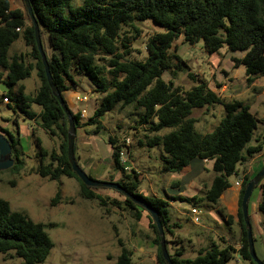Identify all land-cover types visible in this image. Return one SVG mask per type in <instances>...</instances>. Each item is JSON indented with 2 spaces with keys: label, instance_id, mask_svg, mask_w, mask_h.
<instances>
[{
  "label": "trees",
  "instance_id": "1",
  "mask_svg": "<svg viewBox=\"0 0 264 264\" xmlns=\"http://www.w3.org/2000/svg\"><path fill=\"white\" fill-rule=\"evenodd\" d=\"M28 1L38 22L41 40L44 33L48 35L52 54H47L42 40L43 50L53 84L65 103L64 93L76 92L78 78L84 76L92 92L102 96L100 106L97 99L90 100L87 110L92 114L86 125H97V131H100V120L107 113L131 106L137 112L142 110L138 124L149 125L147 146L162 147L165 153L162 155L164 173L183 177L182 181L174 184L179 192L184 190L189 179L203 172L206 163L212 162L215 177L211 186L203 198L195 197L194 201L218 205L223 193L231 187L229 178L237 175V166L246 164L264 151V145L261 144L248 146L258 128V121L247 104L240 100L224 101L204 82L184 91L172 82L163 80L164 73L174 67L173 58L176 56H171L170 51L181 37L189 45L203 40L209 54L219 53L224 48L237 54L232 56V62L235 68L244 67L248 85L264 77V0ZM147 20L163 27L166 32L148 39V57L145 61L131 60L132 43L142 33L138 24ZM21 35L31 52L28 55L17 53L10 56V48ZM33 71H36L40 85L33 94H27L22 82L31 78ZM1 82L8 89L3 94V100L9 101L6 104L8 108L19 111L27 120L60 142L59 153H49L42 147L41 140L36 136V128L32 126V135L40 149L37 156L40 161L35 173L50 180L58 181L62 177L76 179L83 199L98 201L101 207L105 206L106 200L96 194L94 188L84 185L68 162L69 123L48 83L36 45L34 25L27 9H12L8 0H0ZM213 105L224 108V117L213 132L200 134L195 130L198 121L193 113ZM33 106H38L40 113L34 111ZM71 114L78 129L82 121L81 114L72 111ZM154 119L158 123H153ZM164 129L171 131L159 135ZM1 132L12 145L15 164L11 171L19 173L25 168L21 131L18 130L17 136L2 128ZM110 143L113 146V167L123 175L120 184L159 213L166 237L172 234V228L179 226L170 225V203L155 196L140 194L139 174L134 170L131 173L126 171L120 162L121 147L115 138H110ZM140 144L144 145L142 141ZM123 145L126 146L125 142ZM242 180L238 214L241 248L237 250L223 240L213 241L200 249L195 259H186L182 247L173 255L169 253L173 264H227L235 253L244 261L255 264L250 255L241 209L245 188L252 178L244 174ZM257 188L261 191L259 211L264 214V179ZM61 196L62 192L59 191L54 202L58 203ZM110 201L123 210L133 212L137 221L145 211L127 198L122 203ZM219 213L225 217L224 210ZM48 227L54 225L36 223L27 215L13 211L9 202L0 199V254L20 258L23 264L44 263L54 247L46 231ZM151 229L154 233L153 244L157 247L158 264H168L162 255L161 237L155 223L151 224ZM252 234L254 239L253 231ZM165 240L168 250V244L173 242L167 238ZM132 258L133 252L122 247L116 264H133Z\"/></svg>",
  "mask_w": 264,
  "mask_h": 264
},
{
  "label": "rangeland",
  "instance_id": "2",
  "mask_svg": "<svg viewBox=\"0 0 264 264\" xmlns=\"http://www.w3.org/2000/svg\"><path fill=\"white\" fill-rule=\"evenodd\" d=\"M8 1L12 9H26L22 0ZM138 27L142 33L133 41V52L129 59L145 61L148 57L146 50L148 39L155 34L165 33L166 30L151 20L139 23ZM42 40L47 54L51 55L52 49L46 33L42 35ZM30 52L31 48L26 46L21 35L10 48L9 55L17 53L28 55ZM170 54L176 56L173 58L174 67L164 73V81L172 82L175 87H181L184 91H189L204 82L224 101L244 102L258 121V128L248 146L264 145V77L248 85L244 67L235 68L232 62V56L237 54L229 52L227 48L219 53L209 54L203 40L195 45H189L181 37L175 42ZM78 79L76 93L81 97L87 96L90 100L97 99L100 106L102 96L92 92L86 77L81 76ZM22 84L25 85L27 94H33L40 85L36 71H33L31 78ZM7 90L1 82L0 133L2 128L17 136L18 130L24 133L29 126H34L42 147L49 153L53 151L59 153L60 142L57 138L50 137L19 111L8 108L2 102L3 94ZM72 94V91L64 94L67 103ZM77 106L82 107L81 104ZM33 110L40 108L33 106ZM91 114L88 112V116L76 129L74 151L78 165L94 180L120 183L123 175L113 167L112 161L113 146L110 138H115L122 153L128 157L126 164L128 173L134 170L139 174L140 194L147 197L155 196L171 204L170 225L179 226L172 228L173 233L165 236L173 242L168 244L171 255L183 247L184 257L195 259L200 249L213 241L220 242V237L235 243V229L222 222L217 212L211 213L210 208L214 205L206 201H194L195 197H203L205 189L211 185L215 177L212 162L206 163L203 172L189 179L188 184L184 185V190L179 192L174 188V184L182 181L183 177L164 173L162 155L165 153L162 147L147 146L149 125L138 124L143 114L142 110L137 112L131 106L109 112L100 120L102 123L100 131H97V125H86ZM193 117L198 121L195 130L200 134H208L220 124L224 117V108L221 105L205 107L196 110ZM153 123H158V120L154 119ZM170 131L164 129L159 135H166ZM30 138L29 140L26 133L25 141L22 142L24 170L19 173L11 169L0 172V199L9 202L13 211L27 215L36 223L54 225L46 228L54 247L49 258L42 264H116L122 247L133 252V264H158L157 247L153 244L154 233L151 229L154 221L148 211L145 210L142 218L137 221L133 212L112 204L110 200H117L120 203L125 200V196L116 190L94 188V192L107 202L101 207L98 201L85 200L80 196V184L76 179L62 177L57 181L38 176L34 170L39 165L40 160L37 156L40 149L31 132ZM141 141L144 145L140 144ZM124 142L126 146L123 145ZM258 160L253 158L244 165L239 164L237 175L231 176L229 182L234 184L242 180L244 174L253 179L264 167V159ZM259 190L255 189L251 205ZM59 191L62 192V196L60 201L55 203L54 199ZM193 210L199 213L194 214ZM249 216L254 225L253 233L259 231L262 236L264 250V214L259 211L254 213L250 209ZM257 251H260L259 244L255 249L256 254ZM258 258L264 261L259 256ZM0 264H23V261L17 257L0 254ZM227 264L250 263L235 253Z\"/></svg>",
  "mask_w": 264,
  "mask_h": 264
},
{
  "label": "water",
  "instance_id": "3",
  "mask_svg": "<svg viewBox=\"0 0 264 264\" xmlns=\"http://www.w3.org/2000/svg\"><path fill=\"white\" fill-rule=\"evenodd\" d=\"M25 6L28 12L29 17L31 18V21L34 25L35 28V38H36V45L38 48V51L41 55L42 63L44 65L45 71H46V76L48 83L52 89L53 95L55 98L58 100L59 104L61 105L64 113L67 116L68 123H69V129H68V162L72 168V170L75 172V174L78 176V178L81 180V182L86 185L87 187L90 188H108V189H113L121 193L125 198L129 199L131 202L135 203L136 205L140 206L144 210L148 211L158 229V232L161 237V251L162 255L165 259V261L168 264H173L171 261V257L169 255V252L167 250V245H166V240H165V233H164V228L163 224L161 221V218L159 216V213L146 205L144 202L138 200L134 195L130 194L127 192L124 187L120 183H113V182H100L97 180H94L90 176H88L78 165L76 157H75V151H74V144H75V137H76V125L74 118L71 114V111L67 104L65 103V100L58 90V88L53 84V79L49 70V66L47 63V58L43 50V44L41 40V35H40V29L38 22L36 21L32 9L30 7L29 1L24 0ZM12 145L9 140V138L0 133V172L7 171L11 169L14 164H15V159L12 158ZM264 179V167L256 175L247 185L244 191L242 203H241V209H242V214L244 218V223L247 228V235H248V243H249V251L252 260L254 261L255 264H264L263 261H261L256 252H255V246H254V239H253V234H252V225L250 222L249 218V202L250 199L253 195V192L255 188L261 183V181Z\"/></svg>",
  "mask_w": 264,
  "mask_h": 264
},
{
  "label": "crops",
  "instance_id": "4",
  "mask_svg": "<svg viewBox=\"0 0 264 264\" xmlns=\"http://www.w3.org/2000/svg\"><path fill=\"white\" fill-rule=\"evenodd\" d=\"M232 59V58H231ZM241 68V67H239ZM67 93H70V92H66ZM72 96L69 97V102L67 103L69 108L72 109V110H75L74 113H79L81 110L83 109H88V104L89 102L86 104V103H79L76 101V97L79 96L76 92H72ZM65 94V93H64ZM67 100V98H65ZM223 99V98H222ZM67 102V101H66ZM232 102V101H231ZM78 104H81L82 107L78 108ZM37 113H40V110H36ZM88 112V110H87ZM87 116H88V113H87ZM86 116V117H87ZM82 119V118H81ZM85 119V118H83ZM82 119V120H83ZM82 122V121H81ZM32 129L33 127L32 126H29L26 130V132H22L21 131V134H22V142L25 141V137H26V133L28 135V139L30 138V132L32 133ZM31 139V138H30ZM29 139V140H30ZM24 148V147H23ZM262 160L264 159V152L256 155L254 157V160ZM259 161V160H258ZM241 183L243 180H239ZM237 182V181H236ZM235 182V183H236ZM235 183L234 184H231V187L226 190L223 195L221 196L220 198V201H219V204L218 205H214L213 207H211V213H215L217 212L219 214V216L221 217L222 219V222H224L225 224H228L231 226L232 229H235V240L234 242L235 243H232L231 241H229L228 239H226L225 237H220V241H225L227 244L229 245H232L234 246L237 250H239L241 248V243H240V238H241V228H240V225H239V218H238V214H239V202H240V192H241V188H242V185L241 187H236L235 186ZM211 186V185H210ZM207 187V189H205L204 191V194L205 192L210 188ZM259 189V188H257ZM260 191V190H259ZM254 193V192H253ZM203 194V196H204ZM253 197V196H252ZM252 197H251V201H250V206H249V210L252 209V211L254 213H257L259 211V203L261 201V191L258 193V196H256L254 202L252 203L251 205V202H252ZM203 198V197H202ZM220 210H224V216L221 215L219 213ZM260 212V211H259ZM170 213H171V204H170ZM172 214V213H171ZM250 217V216H249ZM251 218V217H250ZM251 225H252V231H253V223H252V220H251ZM259 244V248H260V251L257 253L258 256L264 260V250H263V241H262V236L260 235V232L257 231L255 234H254V246H255V249L257 248ZM264 262V261H263Z\"/></svg>",
  "mask_w": 264,
  "mask_h": 264
},
{
  "label": "built area",
  "instance_id": "5",
  "mask_svg": "<svg viewBox=\"0 0 264 264\" xmlns=\"http://www.w3.org/2000/svg\"><path fill=\"white\" fill-rule=\"evenodd\" d=\"M76 101L79 102V103H86V104H87V103L90 101V99H89L87 96H83V97H81V96H77V97H76ZM3 102H4L5 104L9 103V101H8L7 99H4ZM87 113H88V112H87V109H86V108L83 109V110H81V111H80L81 118H82V119H83V118H86ZM127 160H128V157H127L124 153H121V155H120V162H121L122 165L125 166L126 171L128 172V168L126 167ZM241 185H242V183H241L240 181H237V182L235 183V186H236V187H241ZM192 213H194V214H198L199 212H198L197 210H193Z\"/></svg>",
  "mask_w": 264,
  "mask_h": 264
}]
</instances>
